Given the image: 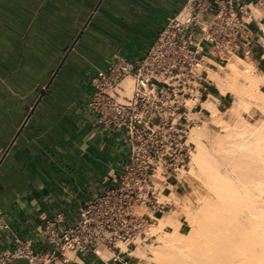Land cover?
<instances>
[{"label": "crops", "instance_id": "obj_1", "mask_svg": "<svg viewBox=\"0 0 264 264\" xmlns=\"http://www.w3.org/2000/svg\"><path fill=\"white\" fill-rule=\"evenodd\" d=\"M187 1L0 0V208L11 226L0 232V250L18 235L52 251L44 221L62 211L74 219L115 172L124 137L94 125L85 102L90 78L110 58L143 57ZM254 14L264 27V8ZM251 53L241 57L264 70V52L255 44ZM49 264L109 263L66 251Z\"/></svg>", "mask_w": 264, "mask_h": 264}, {"label": "built area", "instance_id": "obj_2", "mask_svg": "<svg viewBox=\"0 0 264 264\" xmlns=\"http://www.w3.org/2000/svg\"><path fill=\"white\" fill-rule=\"evenodd\" d=\"M255 8H264V0H188L143 57H113L97 68L85 102L95 126L122 134L124 157L107 182L80 202L74 219L62 211L44 221L41 236L52 251L38 252L32 239L15 235L11 247L0 250V264L16 258L49 264L66 251L94 254L109 264H138L132 252L152 241L154 216L174 204L170 195L191 161V127L209 113L203 106L213 83L207 65L215 67L212 61L226 56L249 57L255 44L264 52ZM126 78L133 81L130 94ZM3 229L11 226L0 208ZM102 251L111 255L105 258Z\"/></svg>", "mask_w": 264, "mask_h": 264}, {"label": "bare ground", "instance_id": "obj_3", "mask_svg": "<svg viewBox=\"0 0 264 264\" xmlns=\"http://www.w3.org/2000/svg\"><path fill=\"white\" fill-rule=\"evenodd\" d=\"M257 14L259 15V12ZM226 57L223 64L215 60L212 61L220 68L225 69L226 73L221 75L215 70H208V77L219 90V94H210L209 98L203 102V106L211 114L210 122L221 127L220 131L222 132L211 138L210 146H206L203 142V137L207 136L208 124L206 120H203L205 122L202 125H193L189 133V142L194 145L191 153L190 171L195 175L202 176L204 184H207L213 193L215 192L216 200L212 199L214 200L212 201L209 199L210 197L205 200L206 197L203 198L202 202L204 203L198 210L189 208L188 211L181 214L168 210L154 216L155 223L153 222L151 225V233L157 234L160 242L153 243L157 240L156 238L152 243L146 245H148V250L151 249L154 252V256H161L165 259L164 264H227L226 259L233 257L230 262L228 261L230 264L233 260H238L235 258L238 256H244L236 261L237 263L240 261V264L242 262L243 264L245 262V264H264V91L262 90L264 74L263 71L262 73L257 72L256 65L247 61L249 58L238 55H235V58L233 56ZM123 83L127 89L126 94H130L133 86L132 79L126 78ZM220 94L233 96L234 101L226 111L218 108L221 101ZM254 105L262 110L263 119L260 122L242 116V111H249ZM187 171L189 172V170ZM214 215L218 218L222 217V220L219 218L218 223L214 224L213 221L210 225L208 223L210 219H208L205 224L203 220L210 216L213 218L211 220H214ZM237 215L241 216L245 222L242 220L240 222L238 217L236 218ZM180 216L189 221L192 227L186 233L182 231ZM224 216L227 218V220L224 219L226 222H223ZM221 221L223 225L219 224ZM232 223L236 224L232 225ZM197 225L198 227L202 225V229L199 227V231H203L202 234L210 236V233H214L211 235V239L208 237L209 239L205 240L206 236L204 240L202 237L200 238L201 241H206L203 245L200 244L201 241L198 242L200 232L196 229ZM212 225H216L217 228L213 229ZM230 225L237 226L234 228ZM221 226L225 232H222ZM228 226L231 227V232L234 231L233 233L230 232ZM222 233H226L224 237L227 236L230 240L234 234L232 237L234 244L228 239L225 241L224 237V239L221 238ZM218 240H221L223 244V246L216 245L221 254L225 244H227V249L229 248L227 251L226 248L224 249L228 254L233 249L231 247H234V250L229 254L230 257L224 254L226 261L221 254L222 260H220L221 257L218 258L220 255L217 257L220 252L213 245L219 244ZM228 243L233 246L229 247ZM121 246L123 249L126 248L124 244ZM143 247L138 246L133 252L136 251L139 257H144L147 250L141 249ZM176 248H187V258L181 259V256L175 252ZM212 250L217 253L215 254ZM109 253V251L101 252L105 258L111 255ZM182 253L179 254L182 255ZM231 253L234 256H231ZM212 257H216V259ZM154 262L156 263L155 260Z\"/></svg>", "mask_w": 264, "mask_h": 264}, {"label": "rangeland", "instance_id": "obj_4", "mask_svg": "<svg viewBox=\"0 0 264 264\" xmlns=\"http://www.w3.org/2000/svg\"><path fill=\"white\" fill-rule=\"evenodd\" d=\"M232 57V56H231ZM234 58H235V56H233ZM250 59H248L247 61L248 62H251L252 64H254V65H256V70H257V72H260V73H262V71H263V74H264V70L261 68V67H259V66H257V64L254 62V61H249ZM226 61V60H225ZM219 63H221V64H223L224 63V61H222V62H219ZM216 65V64H215ZM208 67H206V69L207 70H209V69H211V70H215V71H217V72H219L221 75H224L226 72H225V69H222V68H220L219 67V65H216L215 67L214 66H212V65H207ZM209 73V72H208ZM210 79V78H209ZM212 81V80H211ZM213 82V81H212ZM210 87H212L213 89H215L216 88V86L214 85V83H212L211 85H210ZM217 89V88H216ZM262 90L264 91V86L262 87ZM214 94H216V95H218L219 94V90L217 89V93H214ZM220 96V99H221V101H220V103L218 104V108L219 109H221L222 111H226L227 110V108L233 103V101H234V99H233V96L232 95H219ZM243 113H242V116L244 117V118H246V119H252L253 121L255 120V122H260L262 119H263V113H262V110H261V108L260 107H258V106H252L251 108H250V110L249 111H242ZM246 112V113H245ZM249 115V116H248ZM210 116H211V114H210V112L209 113H207L206 115H205V117L202 119V121H199V122H197L196 124H200V125H202V124H204V122H203V120H206L207 121V124H208V127H207V136H205V137H203V142H204V144L206 145V146H210V140H211V138H213V136L214 135H216V134H219V133H221L222 131H220L221 130V127H218V126H216V125H214V124H212L211 122H210ZM190 141V140H189ZM191 143V146H192V151H193V148H194V145H193V143L192 142H190ZM190 166V165H189ZM187 170H189V172L187 171V172H185L180 178V181H179V189H178V191H175L174 189H173V191H172V193H171V195H170V198L171 199H173V201H174V204L171 206V208L169 209L170 211H172V212H174V211H177L178 213H183V212H186V211H188V209L189 208H197V210H198V208H200L203 204L202 203H204V202H202V201H204L203 200V198H206L205 200H207L208 199V197H210L209 199H214V200H216V194H214L212 191L213 190H211L209 187H208V185L207 184H204V179L202 178V176H200V175H195V173L193 174V172L191 173V171H190V167L187 169ZM192 174V175H191ZM195 176H196V178H195ZM206 183V182H205ZM210 192H212V193H210ZM211 194V196H209ZM213 194V195H212ZM206 195H208V196H206ZM214 196V197H213ZM200 199V200H199ZM210 200V201H211ZM214 200H212V201H214ZM193 210H196V209H193ZM165 213V212H164ZM216 213H217V211H216ZM226 217H229L228 215H226V214H224ZM217 216V215H216ZM222 216V215H221ZM224 216V218H223V220L226 218ZM214 217V220H211V219H213V218H211V216H210V218L208 217L206 220H203L204 222H205V224H206V221L208 220V219H210V220H208V223L210 224H212L213 223V221H214V224H216V223H218L217 222V220L220 218V216H219V218H218V216L217 217H215V215L213 216ZM238 217V219H239V221L241 222V220L243 221V222H245V220L244 219H242L241 218V216H239V215H237L236 216V218ZM240 217V218H239ZM216 218V219H215ZM222 218V217H221ZM220 218V220H222ZM179 219L181 220V225H182V231L184 232V233H186L187 231H189V229H191L192 227H191V225H190V222L189 221H187L186 219H184L182 216H180L179 217ZM226 220H227V218H226ZM226 220H224L223 222H226ZM211 221V222H210ZM183 222V223H182ZM223 222L221 221V223H219L220 225H223ZM236 222V221H235ZM154 223H155V221H154ZM201 223V222H200ZM200 223H199V225H200ZM238 223V222H237ZM210 224V225H211ZM219 224H217V225H219ZM231 224V223H230ZM235 225L236 223H232V225ZM229 225V224H228ZM213 226V225H212ZM231 226V225H230ZM228 226V228H229V230H230V232H231V227H234V226ZM237 226V225H236ZM235 226V227H236ZM198 227V225L196 226V229L198 230V232H200L199 231V227ZM201 227H202V225H201ZM200 227V229H202ZM214 227H216L217 228V226L215 225V226H213L212 228L214 229ZM234 227V228H235ZM221 229H222V232H225V230L223 231V228H222V226L220 227ZM234 228H232V229H234ZM167 230H170V228H167ZM203 232V231H202ZM202 232H200L199 234H200V236H199V241L198 242H200L201 241V237L203 238V240H204V237H205V240L207 239H211V235L213 234L214 235V233H210V236H208L209 234H207V235H205L204 233V235L202 234ZM229 231H228V233L229 234H231V233H233V232H231L230 233ZM226 233H227V231H226ZM226 233H224L225 235H226ZM154 234V233H153ZM223 234V233H222ZM222 235L221 236V238H223L225 235ZM221 235V234H220ZM220 235H219V237H220ZM229 237H230V235H228ZM234 236V234H232V236L230 237L232 240H230V239H228L227 238V236L226 237H224V238H226L225 239V241H227V239L229 240V241H232L233 242V237ZM209 237V238H208ZM214 237V236H213ZM156 238H157V240H156ZM223 238V239H224ZM154 240H156V241H154ZM222 240V239H221ZM221 240L219 241V244L217 243H215L213 246L214 247H216L217 248V246H223V244L221 243ZM154 241V242H153ZM212 241H213V238H212ZM159 243L160 242V240H159V236L157 235V234H154V238L152 239V241L150 242V243ZM204 242H206V241H204ZM203 241H201L200 242V244L201 245H203V243H204ZM214 242V241H213ZM149 243V244H150ZM225 243H227V242H225ZM224 243V244H225ZM230 243V242H229ZM228 243V246L229 247H231V246H233L232 244H229ZM148 244V245H149ZM222 244V245H221ZM233 244H234V242H233ZM148 245H142V246H144L143 248H141V249H144V250H147V252H146V255L144 256V257H139L137 254H136V251H134L133 252V254L137 257L136 258V260H137V262H138V264H143L144 262V264H154L155 262H154V260L156 261V263L155 264H164L165 263V259H163L161 256H154V252L151 250V249H149L148 250ZM217 245V246H216ZM227 244H225L224 245V247L226 248H224L226 251L229 249H227ZM140 248V247H139ZM233 248V249H232ZM181 249H184V250H181ZM215 249V248H214ZM222 249V248H221ZM221 250L222 251V254H221V252H220V249H218L217 248V251H219L218 253L219 254H217V257H218V255H222L223 256V258H224V260L226 259L225 258V255L227 254V257H230L229 256V254H230V252L232 251V250H234V247H231V251L229 252V254H228V252H225V250ZM177 250V251H176ZM176 250H175V252H176V254L178 255V256H181L180 258L181 259H183V258H187V256H186V253H188V249L186 248H176ZM216 250V249H215ZM185 251V252H184ZM153 252V253H152ZM183 252V253H182ZM212 252H214L215 254L217 253L216 251H213L212 250ZM234 252V251H233ZM179 253H182V255L181 254H179ZM194 254V253H193ZM225 254V255H224ZM232 254V253H231ZM184 255V256H183ZM192 255V254H191ZM190 255V256H191ZM214 255V254H213ZM221 255L218 257V258H220L221 257ZM154 256V257H153ZM193 256V255H192ZM215 256V255H214ZM231 256H234L233 254L231 255ZM148 257V258H147ZM150 257V258H149ZM152 257V258H151ZM158 257V258H157ZM244 257V256H243ZM242 256L241 257H235V258H237L238 260L241 258H243ZM146 258H147V260H146ZM162 260H161V259ZM213 259H216V257H212ZM217 258V259H218ZM222 257H221V259L220 260H222L223 259ZM233 257H231V259H232ZM160 259V260H159ZM229 259V258H228ZM226 259L225 261L227 262V264H228V261L230 262L231 261V259ZM142 260V261H141ZM144 260V261H143ZM148 260H150V261H148ZM153 260V261H152ZM185 260V259H184ZM219 260V259H218ZM238 260H236L235 259V261L233 260V262H231L232 264H235V263H237L236 261H238ZM244 260V259H243ZM242 260V261H243ZM158 262V263H157ZM230 263V264H231ZM246 263V262H245ZM244 263V264H245ZM237 264H240V261H239V263H237ZM241 264H243V262L241 263Z\"/></svg>", "mask_w": 264, "mask_h": 264}, {"label": "water", "instance_id": "obj_5", "mask_svg": "<svg viewBox=\"0 0 264 264\" xmlns=\"http://www.w3.org/2000/svg\"><path fill=\"white\" fill-rule=\"evenodd\" d=\"M76 40H77V39H76ZM72 47H73V45L69 48V51L72 49ZM63 62H64V60H62V62H61V64H60L59 68L61 67V65H62ZM59 68L57 69V71L59 70ZM57 71H56V72H57ZM56 72H55V73H56Z\"/></svg>", "mask_w": 264, "mask_h": 264}, {"label": "trees", "instance_id": "obj_6", "mask_svg": "<svg viewBox=\"0 0 264 264\" xmlns=\"http://www.w3.org/2000/svg\"><path fill=\"white\" fill-rule=\"evenodd\" d=\"M212 92L217 93V89L216 88L212 89Z\"/></svg>", "mask_w": 264, "mask_h": 264}]
</instances>
